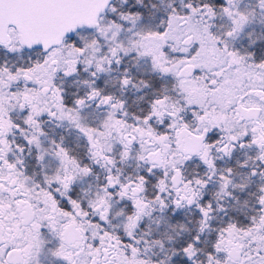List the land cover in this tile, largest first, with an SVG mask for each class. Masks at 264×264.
I'll list each match as a JSON object with an SVG mask.
<instances>
[{
    "label": "snow or ice",
    "instance_id": "6c2138e0",
    "mask_svg": "<svg viewBox=\"0 0 264 264\" xmlns=\"http://www.w3.org/2000/svg\"><path fill=\"white\" fill-rule=\"evenodd\" d=\"M0 264H264V0H0Z\"/></svg>",
    "mask_w": 264,
    "mask_h": 264
}]
</instances>
